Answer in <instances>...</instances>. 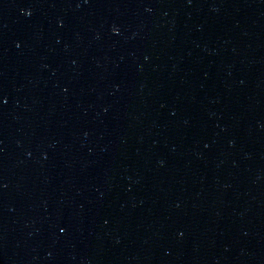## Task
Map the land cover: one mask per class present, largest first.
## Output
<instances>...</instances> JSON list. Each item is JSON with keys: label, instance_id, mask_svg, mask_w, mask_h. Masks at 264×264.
Listing matches in <instances>:
<instances>
[{"label": "water", "instance_id": "95a60500", "mask_svg": "<svg viewBox=\"0 0 264 264\" xmlns=\"http://www.w3.org/2000/svg\"><path fill=\"white\" fill-rule=\"evenodd\" d=\"M0 264H264V0H0Z\"/></svg>", "mask_w": 264, "mask_h": 264}]
</instances>
